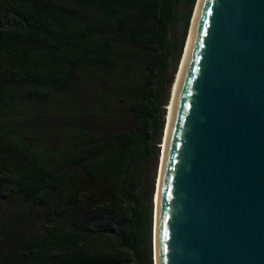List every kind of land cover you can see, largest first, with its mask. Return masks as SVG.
Masks as SVG:
<instances>
[{
    "label": "trees",
    "instance_id": "16d2710c",
    "mask_svg": "<svg viewBox=\"0 0 264 264\" xmlns=\"http://www.w3.org/2000/svg\"><path fill=\"white\" fill-rule=\"evenodd\" d=\"M197 1L0 0V264H155Z\"/></svg>",
    "mask_w": 264,
    "mask_h": 264
},
{
    "label": "water",
    "instance_id": "95a60500",
    "mask_svg": "<svg viewBox=\"0 0 264 264\" xmlns=\"http://www.w3.org/2000/svg\"><path fill=\"white\" fill-rule=\"evenodd\" d=\"M157 180L155 264H264V0H198Z\"/></svg>",
    "mask_w": 264,
    "mask_h": 264
},
{
    "label": "rangeland",
    "instance_id": "374dc122",
    "mask_svg": "<svg viewBox=\"0 0 264 264\" xmlns=\"http://www.w3.org/2000/svg\"><path fill=\"white\" fill-rule=\"evenodd\" d=\"M190 27H191V26H190ZM190 30H191V28H189V32H190ZM189 32H188V37H189V34H190ZM188 37H187V40H188ZM186 44H187V41H186ZM181 63H182V61H181ZM181 63H180V66H181ZM57 98L59 99V98H60V95H58ZM77 100H80V97H79V96L77 97V96L74 94V95H73V107H74V105H75V102H77ZM67 101H69L68 98L63 99V101H61V105H62V107H63V108L66 107V110H68V109L70 108V105H71V104H69V102H67ZM169 108H170V105L168 106V112H169ZM167 117H168V114H167ZM166 122H167V120H166ZM166 127H167V123H166ZM165 131H166V129H165ZM164 137H165V135H164ZM163 144H164V138H163V143H162V150H163ZM160 163H161V160H160ZM159 169H160V167H159Z\"/></svg>",
    "mask_w": 264,
    "mask_h": 264
},
{
    "label": "bare ground",
    "instance_id": "6f19581e",
    "mask_svg": "<svg viewBox=\"0 0 264 264\" xmlns=\"http://www.w3.org/2000/svg\"><path fill=\"white\" fill-rule=\"evenodd\" d=\"M170 109V108H169Z\"/></svg>",
    "mask_w": 264,
    "mask_h": 264
}]
</instances>
